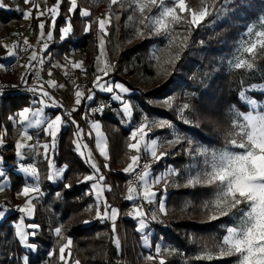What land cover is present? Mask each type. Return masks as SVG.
Returning a JSON list of instances; mask_svg holds the SVG:
<instances>
[{
    "label": "trees",
    "instance_id": "16d2710c",
    "mask_svg": "<svg viewBox=\"0 0 264 264\" xmlns=\"http://www.w3.org/2000/svg\"><path fill=\"white\" fill-rule=\"evenodd\" d=\"M192 1L195 2V0ZM5 2L9 5L19 3L25 8L30 6L25 4L24 0H17L16 3H13L12 0H5ZM107 2L108 0L100 3V6H94L89 0H77V10L69 12L68 0H63L59 9L54 41L45 52L46 54L48 51L52 57L59 56L62 60L64 54L73 56L75 60H83L86 72L81 69H75V71L76 74L78 73L77 82L84 79L87 80L88 90L94 85L97 68L96 58L99 55L98 24L93 21L97 20V16L103 11L102 5ZM85 7L90 10L91 16L83 17L80 14L81 9ZM37 16V10L33 9L31 19L33 25L32 38H41V30L38 25L45 20V35L41 38L44 42L52 16L48 12L40 16L39 19L36 18ZM21 19L22 12L17 10L8 11L0 7V34L6 30L11 31ZM67 20L71 23L72 32L67 38L61 40L57 29L66 23ZM88 23L92 24V28L91 31L85 32V26ZM226 26L227 24L223 23L219 29H226ZM123 36L121 34V37ZM151 41L152 39H146L125 49L120 55L115 71L110 72L111 76H114L116 80H122L131 89H136L139 84H147L151 88L147 92L138 90L130 96L137 100L136 120H140L143 112L148 116L176 118L174 111L150 105L148 100L150 98L163 97L172 90H178L182 83L191 84L192 90L197 94L188 99L192 104L189 110L191 123L179 121L180 128L183 131H187L193 142L200 141L209 147L224 146L226 140L230 138L228 134L233 129V106L240 111H249V108L238 99V93L242 89H248L247 93L252 97L264 100V92H262L264 90V55H258L253 69L233 68L231 70H221L207 81V85L204 87L198 82L197 75H194L199 66H201L200 57L196 54L188 57L187 65L180 72V76L175 73L172 78L163 80L160 75H157L149 55V43ZM218 48L219 45L217 43L209 44V48L205 51L206 55L203 64L208 61L209 55H216ZM5 54L6 49L0 42V62L5 60L2 58ZM188 54L190 55L186 51L182 60ZM55 73L53 71V75ZM20 75V71L15 69L12 73L6 74L4 78L8 81L22 80ZM177 76L181 77L182 83L178 81ZM129 78H132V80L129 81ZM260 86L263 89L257 88ZM72 92L69 89L67 94L71 95ZM109 96L108 94H97L96 99ZM35 98L32 92L6 93L0 98V133L4 131L5 137L9 141L4 146L5 150L2 154L6 159V165L8 162H13L9 166V172L13 179L12 186L7 189L5 197H0V204L3 205L0 207V213L6 207L15 210L12 213L9 209L4 217L1 216L2 214L0 215V264H23L24 254L29 257L28 264H66V260H60L58 251H55L54 255L50 257L47 256L48 251L52 247L54 232L57 227H61L62 234L73 242L71 261L76 262L79 260L80 264H126L123 241L121 240L122 246L118 249L113 242L114 233L111 223L108 220L100 221L99 219H94V214L92 215L91 210H88L90 203L94 199L89 193L90 182H84V176L91 172V168L75 150L73 142L75 127L72 125L60 132L54 148V157L58 166H66L63 172V182H59L57 185L52 184L46 176V163L42 160L38 163L40 173L39 187H41L44 195L43 199L35 203V214L32 222L40 225V228L37 231V235L30 237L28 242L37 246L36 251H29L23 243L17 242V238L14 235V223L20 214L18 206H21L25 200L20 197V194L26 182L24 175L13 170L16 165L15 145L16 140L20 136V131L14 127L10 117L16 115L25 106L30 105ZM59 110L55 112L58 113ZM99 119L103 123L108 138L110 161L115 168L121 169L128 156L126 145L129 133L125 126L126 123L121 122V119L113 111L109 110H106ZM31 134L33 135L32 141H35V137L38 134H40L39 137L43 135L38 130H32ZM144 158L145 160L151 159L150 157ZM186 159V157L178 154L170 159L166 157L159 162H151L150 167H162L165 162L179 165ZM115 176L120 180L123 188H126V175ZM214 191L215 186L202 184L191 188L168 189L165 220H163V223L150 222L146 229L149 232L147 235L149 239L154 237L158 241L162 237L176 250L173 254L165 253V264H181L180 260L183 257H188L194 264H225L223 259L206 261L195 258L192 254V251L201 249L206 244L218 243L224 232H222V223L225 222V218L212 222L206 221L209 211L204 209V205L212 199ZM127 194L119 199L123 211V224L120 218L117 223V229L121 239L123 225L127 232L137 229L135 217L127 218L128 205L132 202L125 199ZM159 197H161V194H159ZM107 202L115 206L117 204L112 191H107ZM88 220H92V222L85 224L84 222ZM136 238L139 250H141L139 243H141L142 237ZM151 248L144 246L145 252Z\"/></svg>",
    "mask_w": 264,
    "mask_h": 264
},
{
    "label": "snow or ice",
    "instance_id": "6c2138e0",
    "mask_svg": "<svg viewBox=\"0 0 264 264\" xmlns=\"http://www.w3.org/2000/svg\"><path fill=\"white\" fill-rule=\"evenodd\" d=\"M25 4H31L32 9L38 11L39 19L43 16L44 11L39 10V6L36 0H24ZM63 0H57V3L49 7L47 12L51 14L53 18V25L56 15L59 13V9ZM129 8H132L134 12H138L140 18L134 19L132 15L128 16V20L132 21L136 27L137 38L144 37V31L148 32V36H164L167 37L169 48L172 47L173 42L177 40L178 33L176 32V25H184L187 29V34L183 36V40L177 45L179 49L186 47L188 36L190 35L193 28L199 27L205 18L210 14L209 7L204 6L200 9H192L186 4V0H171V6L166 3V0H125ZM204 0H201L203 4ZM69 12H75L77 10V0H68ZM120 4L124 7V3L121 0H110L109 8L113 5ZM0 7H4L0 3ZM153 8L159 9L156 15H145V12H151ZM22 11L23 18L27 19L32 16V10ZM188 12L187 17L183 16L182 13ZM83 17L91 16V13L84 9L80 13ZM111 15L109 12L108 16L104 19L97 18L94 23L98 24V48L99 55L96 58V74L94 81V88L100 92L112 94L111 99L113 101L121 102V115L123 119L130 123L133 117L134 106L130 100L124 98V94L129 93V89L122 83L112 82L105 80L104 77L110 75V72L115 71L114 65L107 60V54L105 52V37L107 36L106 25L111 24ZM118 18V17H117ZM259 30L257 27L250 26L247 30V39L241 41L238 55L230 61V65L235 69H253L255 61L258 55H264V18L258 21ZM41 30V38L44 37L43 29L45 27L43 22L38 25ZM92 24L88 23L85 26V32L91 31ZM72 32L71 24L61 29V39L67 38ZM51 33H48V39H51ZM27 44V41H24ZM5 47H8L7 45ZM16 45H13L9 49L8 55L15 56L14 49ZM30 47V46H29ZM43 48L47 49L48 44L44 43ZM159 50H157L158 52ZM243 55H250L251 59L243 58ZM180 58L179 52L175 56H170L167 60L160 63V56L153 53V60L157 66L163 71L167 72V66L175 65V61ZM30 61H38L40 66H43L44 59L39 58L36 51H33L30 57ZM73 68L83 69V62H70ZM4 65H0L3 68ZM26 67H32L31 63ZM67 74V73H66ZM51 76V72H49ZM23 79V77H22ZM37 79L39 76L37 74ZM75 83V81H73ZM47 84L52 87H63V85H57L55 80L47 81ZM77 90L75 91V104L79 106L82 100L86 99L92 101L95 98L93 89L88 90L87 96L85 92L76 85ZM29 91L35 94L36 99L32 101V107H26L17 114V118L21 125H24L23 135L21 141H18L15 145L17 149V155L21 158L24 157L25 153L21 150L29 148L36 152L38 147H42L45 151V158H47V150L49 144L44 143L42 146L39 143L25 144L22 141H32L33 135L29 134L30 129L44 132L51 139V147L55 148L56 137L63 126L71 123L75 131V146L80 154L86 158L85 162L90 163L93 169V174L84 176V182L93 181L91 188L94 190L96 199V218L101 221H112V231L115 233V220L118 216V210L112 208L107 200L104 198L103 193L106 189L101 185V181H104L105 177L101 174L100 167L92 160V152L82 151L87 148L86 144H81V138L85 135L84 129H82L77 122L72 119V113L68 112L65 118L62 115H55L54 118L49 117L45 109L48 107H62L57 101L50 95L47 90H44L43 84H37V86L29 88ZM248 89H242L238 93V99L249 108V111L244 112L236 109L233 106L235 113L232 128L229 139L226 140L223 148L210 150L207 147H201L196 150V154L204 157L205 168L202 171H198L195 176L189 177V184H202L207 186H215L214 198L210 202L204 205V209L212 213L210 220H217L224 216H229L232 223L225 225V235L222 237L221 243L217 246V252L214 254L211 251H206L204 258H231L237 257L234 264H264V104H261L257 100L253 99L250 95H247ZM264 92V90H262ZM163 104L172 107L173 98L167 97L163 100ZM190 105H183L179 108L180 118L184 123H191L190 121L184 120L183 114L186 109H189ZM73 109L72 111H77ZM105 110V105H98L96 108H91L92 113H101ZM87 119V114H85ZM198 126V125H196ZM152 128H168L173 129L174 126L171 122L160 119V120H149L146 115H143L139 124H137L129 135V142L126 147L129 150L131 163L123 169L124 173L131 174V178L128 181V194L125 197L128 201H143L146 204L155 203V197L157 193L153 191L155 185H159L162 182H166L173 176L177 175L176 170L172 169L166 174L151 175L149 172L150 164L145 162L141 165V151L150 156L153 162H159L166 153H159L158 148L160 146L159 138L149 139V132ZM93 131L95 133V145L99 150V154L109 159L107 138L101 131V125L97 121H92L90 124V131L87 133L89 137H92ZM173 139L167 141L170 144H179L184 138L179 132H173ZM3 143V138L0 137V144ZM191 145V141L187 142ZM189 154L191 150L189 149ZM134 154H131L133 153ZM2 160V157H0ZM51 167V165H50ZM108 167L107 164L104 165ZM140 169V171H137ZM23 171L29 173L32 177L39 179V174L34 166L29 165L24 167ZM3 172H0V176ZM61 175L59 169H56L47 178L52 180ZM139 183L141 190H138L136 184ZM70 187V185H69ZM108 191L111 189L108 188ZM3 191V189H0ZM39 193L38 187H24L22 195L28 197L30 193ZM100 205H103L104 211H100ZM88 210H91L89 208ZM161 214L167 215L164 204L161 202L157 209ZM19 211L24 213L25 217H32L35 211V206L32 199L29 198L23 207L19 208ZM129 215L134 216L139 221V230L143 231L148 228V224L152 221L163 223L158 219V216L153 213L150 220L146 219V213L143 210V204L137 203L133 207V210ZM89 223L88 221L84 222ZM40 225L35 223L25 224V218L21 217L19 222L15 225L14 235L17 238L18 243H23L28 248H33V244H29V236H36L37 230ZM30 229L31 231H28ZM55 234L57 237L62 235L61 227L55 228ZM145 247H153L148 242L147 234L143 237ZM113 242L119 249L120 241L114 237ZM72 244L71 239L67 240V243L63 244L59 248L60 260L65 261V249L69 248ZM156 253H160V246L155 247ZM170 251V250H169ZM49 255H52L50 252ZM69 255H71L69 251ZM148 260H152L153 256L149 255L146 257ZM75 264H80L77 260ZM159 264H165L163 259L160 260Z\"/></svg>",
    "mask_w": 264,
    "mask_h": 264
},
{
    "label": "rangeland",
    "instance_id": "374dc122",
    "mask_svg": "<svg viewBox=\"0 0 264 264\" xmlns=\"http://www.w3.org/2000/svg\"><path fill=\"white\" fill-rule=\"evenodd\" d=\"M89 1L94 6L95 5L100 6L101 5L100 3H103L106 0H89ZM12 2L16 3L17 0H12ZM121 2L124 3V7H121L120 4H117V5H113L112 8L110 9L109 8L110 0H108L107 3H104L102 5L103 11H101L99 13V15L97 16L100 19H104L108 16L109 12L112 13L111 24L106 25L107 33H108L107 38L105 39V47H106L105 52L107 54V60H109L110 63L114 65V67H117V62L120 59V55L125 49L132 47L138 43H141L146 39H148V40L152 39V41L149 43V55H150V58L152 60L153 66L157 71V75H160L163 80H167L170 77L172 78L175 75V73L179 74V76H180V72H182L185 65H187L188 57L191 55L194 56L196 54V55H199V57H200V60H201L200 65L201 66H199V68L196 70V74H194V75H197L198 82L200 84L204 85V87L207 85V81H209L213 76H215L221 70H231L234 68L230 65L229 62L233 61L237 57L241 41L244 39H247L246 33H247L248 28L250 26L255 25L257 27V30H259L258 21L261 18H264V0H204L203 4L201 3V0H195V2H193L192 0H186V4L192 9H200L204 6H210L209 7L210 14L205 18V20L201 23V25L199 27L193 28L190 35L188 36V39L186 42V47H184L181 50L177 47V45L183 40V36L185 34H187L186 26H184V25H176L175 26L176 32L178 33V38L176 41L173 42V45L171 48H169V46H168L167 37H164V36H159V37L151 36V37H149L148 32L146 30L144 31V37L137 38L135 29H136V27L143 28V26H140V25L134 26L133 22L129 21L127 18H128V16L132 15L134 17V19H138V18H140L139 13L134 12L132 8H129L127 3L125 2V0H121ZM0 3H2L4 5V7H2V8H5L8 11L17 10V9H21L23 11H28L31 9L33 11L31 4H29L30 6L28 8H25V7H22L21 5H19V3H16L14 5H9L7 2H5V0H0ZM56 3H57L56 0H40V2H38V4L40 5L41 9H39V10L44 11V13L46 14L47 9L49 7H52ZM166 3L169 6H171V0H166ZM84 9H87L90 12V10L86 7L81 9V11ZM17 11H19V10H17ZM20 12H22V11H20ZM158 12H159V9L153 8L150 13L147 12V10H146L145 15H156ZM37 13H38V11H37ZM182 15L187 17L189 15V13L185 12V13H182ZM58 17H59V13L55 17L54 25H53V18H52L49 29L46 32V38H45L43 44L47 43L48 47L54 41V38L56 35V27H57ZM31 19H32V16L30 18L25 19V18H23V15H22V19L12 29L15 32L22 31V32L26 33L27 43L30 42L32 37H33ZM43 23L45 24V20L43 21ZM223 23L227 24L226 29H219V27H221L223 25ZM68 24H71L69 22V20H67L66 23H64L63 25H61L57 29L58 35L60 36V39H61V29L66 27ZM43 30H44L43 32H45V29H43ZM49 32L51 33V36H52L51 39H48V33ZM121 34L124 35L123 36L124 38L121 37ZM61 40H63V39H61ZM211 43L212 44L217 43L219 45V48L217 49L216 55H209L208 61L205 64H203L204 57L206 55L205 51H206V49L209 48V44H211ZM2 45L6 49V54L2 56V58L5 59V61L0 62V65H4L3 68H0V74L2 77H4L6 74H8L7 62L11 61L16 56H18L19 52L15 48L14 51H15L16 55L15 56H9L8 52H9V49L12 48L13 44H7L5 42ZM6 45L8 47H5ZM109 47H110V49H109ZM47 49H45L44 51H46ZM157 50H159V51L157 52ZM186 51H188L190 53V55L188 54L186 56V58H184L182 60V58L184 57L183 54ZM32 52L30 54H32ZM154 52H156V54L160 56V63L161 64H163V62L165 60H167L170 56H175L177 54V52H179L180 58L177 61H175L174 67L173 66H167V72L165 73L157 66L156 62L153 60V53ZM45 55H46V60H45L46 64L45 65L51 66L50 69L48 70V73L51 72V76L47 75L45 77L46 83L49 80H55L57 82V85H63V87H59V86L58 87L61 88V90H63L64 94L68 98L71 99L73 97V94L77 90L76 85H78V83L81 81H84L87 83V80H85V79L80 80L79 82H76L75 85L69 83L70 72L72 70L75 71V69H77V68H73L72 64L70 62L82 61L83 62V69H86L85 68V62L83 60H75L73 58V56H71V55H65L64 54L63 60L59 56L52 57L48 53V51ZM26 57H27V55H26ZM26 57L24 56L23 58H21V60L18 64L19 65L18 69L21 71L22 70L23 71L28 70L29 67H26V66L29 65L30 63H32V61H30V59H28L26 61V59H25ZM30 57H31V55H30ZM243 58L251 59L250 55H243ZM43 67H45V66L43 65ZM53 71L56 72L55 75H53ZM179 76H177L176 78L178 79V81L180 83H182L183 81H182L181 77L179 78ZM190 77H192V76H190ZM104 79L110 80L112 82L122 83L130 90L128 94H124V98L130 100V102L134 106L133 117H132L130 123L126 122L121 115L120 109H121L122 105H121L120 101H118L120 104H117L114 109L109 110V111H113L116 114V116L121 119L120 120L121 122H124V124L126 123L125 126L127 127V130L129 133L128 137H127V144L129 142H134V141L129 140L130 131L137 124L140 123L143 115H146L150 121L151 120L165 119V120L171 122L174 126L173 129L152 128L151 131L149 132V139L159 138L160 146L158 148V155H159V153L163 152V153H166V155L163 158L167 157L168 159H170L173 156H176L178 154L180 156L187 158L186 160H183L179 165L176 164L177 166L175 164L165 162L162 167H155V168L150 167L149 168V172L151 175L166 174L168 171H170L172 169H175L176 173H177V175L171 177L166 182V184L162 182L159 185H155L153 188V191H155L157 193V196L155 197L156 202L152 204V214L155 213L158 216V219L160 221H163V220H165L166 215L161 214L157 209H158L159 203L162 202L164 204L165 211H167L166 210V196L168 194V189L191 188V187L199 185V184H189L188 183L189 177L195 176L198 171H202L205 168L204 157L196 154V150L198 148H201V147H207L208 149L213 150V149L223 148L224 146L209 147L208 145H205L200 141L193 142L192 138H190V135L187 133V131H183L180 128L179 121H182V120L180 118L179 108L185 104L190 105L189 109H186L184 111V114H183L184 120L190 121L189 120V113H190L189 110L191 109L192 104H191V101H189L188 99L192 96L194 97L197 95L196 92L192 90L191 84L182 83V85L179 87L178 90L175 89V90H172L171 92H169L168 94L164 95L163 97H158V98H154V99L150 98L148 100L150 105L152 104L155 106L162 107L163 109H167L169 111H174V114L176 113V118H165V117H160V116H148L146 113L143 112L141 114L140 120H136L135 112H136V108H137L136 107L137 106V102H136L137 100L133 99L130 96L133 94V92H137L138 90L142 91V92H147L151 88L147 84H139V85H137L136 89H131L128 84H126L122 80H116L115 77L111 76V75L104 77ZM131 80H132V78H129V81H131ZM94 81H95V79H94ZM257 88L263 89L262 86L257 87ZM69 89H71L73 91L71 95L67 94V91ZM90 89H93V91L95 93L94 99H96L97 94H103V95L108 94V93L100 92L98 89H95L94 85ZM85 93H86V95L88 94V85L85 89ZM246 94L250 95L249 93H246ZM108 95H112V94H108ZM167 97L173 98V104H172L171 108H169L168 106L163 104V100ZM185 97H187L186 100H185ZM252 98L255 99L254 97H252ZM255 100H257L261 104H264V100H258V99H255ZM26 107H32V102L30 105L25 106L24 108H26ZM58 109H60V107H48L45 109V112L51 118H54L55 115H57V114L64 116V114L62 112L55 113L53 111V110H58ZM139 109H140V106H139ZM17 114L10 117L12 123L14 124V127H16L20 131V137H19L20 140H16V144L18 141H21V137L23 135V128H24V125H21L19 123V120L17 118ZM234 116H235V113L233 111L232 112V119L233 120H234ZM72 119H74V118H72ZM74 120L76 121V119H74ZM95 121L100 123L101 131L104 133L105 137L107 138V135L105 133L102 121L100 119H96ZM76 122L78 124V121H76ZM71 125L72 124L69 123V124H67V126H63L61 128L60 132L64 128L71 126ZM32 130H34V129L29 130V134H31ZM75 131H76V129H74L73 139L75 138ZM174 131L179 132V134L184 138L179 144L167 143V141H170L174 138L172 135V133ZM232 131H233V129H232ZM60 132L57 134L56 139L58 138ZM41 133L43 135L41 137H39L40 134H38V136L35 137V141L23 140L22 142L25 144H35L38 142L39 145H41V146L44 143H48L49 149L47 150V158H45V151L42 147H38L35 153H33V151L29 148L22 149L21 151L25 153L23 158H21L20 156L17 155V149H16V161H15L16 165L13 167V170L16 171L17 173H21L22 175H24L26 184L23 186V188L26 186L30 187V188L31 187H38L39 188V193H35V192L30 193L28 197L22 195V191H23V189H22L20 197L24 198L25 200L21 206H18V208L23 207L29 198L32 199V202L35 206L36 201L38 202L39 200L43 199V195H44L42 193L41 187H39L40 178L37 180L36 178L32 177L29 173L24 172L23 171L24 167H28L29 165L34 166L37 169L38 174H40L38 163L42 160L47 165V169H46V171H47L46 176L47 177L49 175H51L56 169H59L61 172V175H59L58 177H56L52 180H49L47 178L52 184L57 185L59 182H63V179H64L63 178V172H64L66 166H62V167L58 166L57 161L55 160V157H54V148L51 147V139L52 138L44 132H41ZM94 136H95V133H94ZM0 137L3 138V143L0 144V149L2 148L3 152H4V150H5L4 146L9 141L6 139L4 131L2 133H0ZM188 141L192 142L191 145H189L187 143ZM80 142H81V144H86L88 146L87 148L82 149V151L87 152L90 150L92 152V160L100 167L101 174L104 175V172L100 166V163H99L96 155L92 151L90 144L87 142V140L84 136L81 138ZM107 144H108V153H109L108 138H107ZM74 147H75V150L78 153V155L85 161L86 158L84 156H82L80 154V151H78L76 149L75 142H74ZM189 149L191 150L192 154H189V151H188ZM131 154H134V152ZM0 157H2V160H0V172H3V175L0 176V189H3V191H0V197L1 196L5 197L7 189L11 188L12 182H13L11 173L9 172V166H11V164H13V162H8V164L6 165L5 164L6 159H5L4 155L1 154ZM109 157H110V155H109ZM144 157H150V156L146 155L142 150L141 151V158L143 160H145ZM129 163H131V160H130V154H129V150H128V156L124 161V166L121 169L120 168H116V169L123 170L125 167H127V165ZM87 164L91 168L90 163H87ZM50 165H51V167H50ZM89 174H93L92 168H91V172ZM89 174H87V175H89ZM104 177H105V175H104ZM118 181H119L120 187L123 188L120 180H118ZM126 181H127V179H126ZM89 182H90L89 193H91V195L93 196V199H94V201L92 203H90V208H91L92 215L94 214L93 218L97 219L96 218V210H97L96 204H97V202L95 199L94 190L91 188V185L94 182L93 181H89ZM100 183L106 189V191L103 193L104 198L107 200V191H108L107 189L110 188L111 189L110 191H112L114 197L117 200L116 206L109 204L108 202L107 203L112 208H115L118 210V216L115 220L114 237L119 239L120 246H122L121 240L123 241V249H124V253H125L126 264H158L157 261L160 262L161 259H163L165 261V253L173 254L176 252V250L173 247H171L165 240H163L162 237H160L158 239V241H156L154 237H151V239L148 238V242L153 246V248H151L152 250L151 249L147 250V252H145L146 249H144L145 245H144V242L142 239L140 241L141 243H139L141 250H139V247L137 245V240H136L137 238H134V242H133V238L131 237L132 233L135 230H132L131 232H127L126 230L124 231L122 228V239H121V237L118 235L117 223L121 218L120 212L123 213L122 207H121V202L119 199L123 198L124 196H120V198H118L115 195L114 190L112 189L110 182H108L106 180V178L104 179V181H101ZM214 193H215V191H214ZM159 194H161V197H159ZM213 198H214V195H213L211 200H213ZM210 201H207L206 203H208ZM1 206H3V205L0 204V207ZM9 209H10V212H12V213L15 211L11 208H9ZM9 209L6 207L0 213V215L2 214L1 216L4 217L8 213ZM100 211L101 212L104 211L103 205H100ZM34 214H35V211H34ZM34 214L32 217H25L24 213L20 212L18 219L16 220L14 225H16L19 222V219L21 217L25 218V224L26 225L29 223H33L32 220L34 219ZM211 214L212 213L209 212V214L207 215L206 221H208V222L215 221V220H210ZM221 218H225L226 220H225V222L222 223L223 224L222 232L223 231L224 232H223L219 242L216 244H212V245L206 244L201 249L192 251V254L195 258L203 259L206 261H213L214 259L215 260L223 259V260H225V264H234V261L237 259V257L213 258V259L204 258V254L206 251H211L215 256V253L217 252V246L221 243L222 237L225 235V227L224 226L232 223L229 216H224ZM121 220H122V218H121ZM88 222L91 223L92 220H88ZM109 222L111 223V226H112L113 222L112 221H109ZM121 222L123 224V220ZM155 222L156 221H152L151 223H155ZM28 231H31V230L28 229ZM137 231L142 232L139 230V221L138 220H137ZM143 231H146V229ZM151 231H150V233H151ZM124 234L127 237V243L128 244L130 243L129 247H127V249H126L127 251H125L126 245L124 242ZM155 235H156V233H155ZM30 237H32V236H29V240H30ZM133 237H140V236L137 234L134 236V234H133ZM69 239L70 238L66 237L64 234H62L60 237H57L55 234L52 247H51L50 251H48L47 256L50 257V256L54 255L55 251H58V253H59V248L63 244L67 243V240H69ZM29 240H28V242H29ZM132 243H134L133 245H135V246H133ZM156 246H160V248H161L160 253H156V251H155ZM26 248L29 251L35 252L37 246L34 245L33 248H28V247H26ZM119 249H120V247H119ZM153 250L155 252V257H156L157 261H154V259L153 260L146 259V257L148 256V253L153 251ZM69 251H70V253H72V251H73V242L69 248L65 249V258H66L65 262H66V264H75L74 261L70 260L71 255H69ZM50 252L52 253V255H49ZM28 258L29 257L27 254L23 255V264H28ZM59 258H60V254H59ZM180 261H181V264H194L192 262V260L188 259V257H183V258H181Z\"/></svg>",
    "mask_w": 264,
    "mask_h": 264
},
{
    "label": "built area",
    "instance_id": "2783aa9c",
    "mask_svg": "<svg viewBox=\"0 0 264 264\" xmlns=\"http://www.w3.org/2000/svg\"><path fill=\"white\" fill-rule=\"evenodd\" d=\"M40 0H36V3L38 4ZM39 9L40 5L38 4ZM32 31H33V25H32ZM0 41L2 42H8V41H16L19 45V54L16 56L14 59L11 61H8L7 63V71L8 73H12L15 68L18 66L21 58L27 55V57L30 58V53L32 51H36L38 53V59L43 58L44 61L46 60V55L44 51L45 49L43 48V41L41 38H36V39H31L30 42L27 44L24 43L26 41V33L20 31V32H15V31H5L0 35ZM30 46V47H29ZM109 61V60H108ZM110 62V61H109ZM46 61L44 62V66H40L38 61H32V67L28 71V74L25 79L23 80H15V81H8L2 77H0V98L5 95L6 93H20V92H31L29 91V88L37 86V84H43L44 90H47L50 95L60 104L62 107H60L59 112H62L64 116L66 117V114L68 112L72 113V117L78 121L79 126L84 129L85 135L84 137L86 138L87 142L90 144L92 151L96 155L100 166L104 172L105 178L110 182L112 189L114 190L115 195L120 198V196H125L128 191V181L131 178V174L124 173L123 170L116 169L113 164L110 161V158L108 160H105L103 156L99 154V150L97 149L95 145V136L94 132L92 137H89L87 133L90 131V124L92 121H95L96 119H99L100 116L106 111V110H112L116 107L117 104H120L118 101H113L111 99V95L109 97H103L101 99H94L92 101L88 100H82L81 104L77 106L75 104V93L73 94V97L70 99L68 98L63 90L61 88L56 87L52 88L47 85L45 81V77L49 75L48 70L50 69L51 66H46ZM37 74L39 76V80L37 79ZM77 82V74L76 71L72 70L69 74V83L75 85ZM80 88L85 92V89L87 87V83L84 81H81L78 83ZM86 96V93H85ZM98 105H105V110L101 113H92L90 111L91 108H96ZM73 109H78L77 111H72ZM58 112V113H59ZM85 114H87V119H85ZM67 118V117H66ZM73 142H75V138L73 139ZM3 149H0V155L2 154ZM145 162H148L149 164L153 162L151 159L150 160H140L141 165H143ZM107 164L108 167L105 168L104 165ZM137 171H140V169H137ZM125 174L127 181H126V188H121L118 178L115 175H121ZM136 187L138 190H141V186L139 183L136 184ZM137 203H142L143 204V210L147 214L146 217L150 220L152 216V204H146L143 201H132L128 205V214L127 218L131 217L129 213L132 212L133 207L137 205ZM120 217L123 219L122 213L120 212ZM123 230L125 231L124 225H123ZM137 234L140 237H143L145 234H149L148 230L139 232L137 229L132 233L131 237H133ZM124 242H125V251H127V247H129V244L127 243V237L124 234ZM134 243H132L133 245ZM135 246V245H133ZM152 250V249H151ZM151 255L153 256L154 261H157L155 257V252L154 250L148 253V256ZM152 259V260H153ZM159 264V261H157Z\"/></svg>",
    "mask_w": 264,
    "mask_h": 264
},
{
    "label": "crops",
    "instance_id": "0c3cea01",
    "mask_svg": "<svg viewBox=\"0 0 264 264\" xmlns=\"http://www.w3.org/2000/svg\"><path fill=\"white\" fill-rule=\"evenodd\" d=\"M55 5V4H54ZM53 5V6H54ZM1 42V44H4L5 42H2V41H0ZM7 44H13V45H16L17 47H16V50H18V52H19V45H18V43L16 42V41H8V42H6ZM26 57V56H25ZM26 59V61L28 60V59H30L29 57H26L25 58ZM5 61V60H4ZM7 62V61H6ZM8 63V62H7ZM19 66V65H18ZM18 66L15 68V69H17L18 71H20V73H21V75H20V78H22L23 77V79H25L26 78V76H27V74H28V70H26V71H21V70H19L18 69ZM31 68V67H30ZM0 77H2L1 76V74H0ZM2 78H4V77H2ZM5 79V78H4ZM22 79V80H23ZM54 112L56 111V110H53ZM56 113V112H55ZM20 137V136H19ZM17 140H20V138H18Z\"/></svg>",
    "mask_w": 264,
    "mask_h": 264
}]
</instances>
